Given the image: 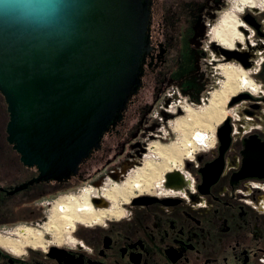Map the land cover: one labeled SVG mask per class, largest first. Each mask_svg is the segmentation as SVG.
Returning <instances> with one entry per match:
<instances>
[{
  "label": "flooded vegetation",
  "instance_id": "1",
  "mask_svg": "<svg viewBox=\"0 0 264 264\" xmlns=\"http://www.w3.org/2000/svg\"><path fill=\"white\" fill-rule=\"evenodd\" d=\"M147 6L142 85L113 118L100 149L91 153L79 174L30 184L39 171L25 166L8 141L10 116L0 92V264H264V177L240 173L246 145L264 143V0H147ZM215 23L210 50L218 61L243 68L222 67L224 91L239 92L215 135L209 139L195 133L199 148L178 167L173 162L153 191H138L107 215L66 224L65 235L47 230L55 203L77 195L76 187L91 174L86 167L101 153H116L108 164L120 159L96 178L95 187L112 179L111 172L121 180L151 151L149 142L158 129L145 118L148 101L141 92L146 85L152 95L163 82L191 95L197 79L202 91L206 88L211 78L199 59L208 56L203 44ZM225 24H234V35L223 33ZM215 28L220 38L213 34ZM222 47L232 51L228 59ZM179 62L183 71L177 73ZM231 72L238 75L230 77ZM168 174L174 180L168 181ZM90 201L95 210L112 206L102 194Z\"/></svg>",
  "mask_w": 264,
  "mask_h": 264
},
{
  "label": "water",
  "instance_id": "2",
  "mask_svg": "<svg viewBox=\"0 0 264 264\" xmlns=\"http://www.w3.org/2000/svg\"><path fill=\"white\" fill-rule=\"evenodd\" d=\"M149 17L147 0H0V92L8 141L39 171L30 184L77 175L100 149L142 85ZM244 155L241 175L264 177V143Z\"/></svg>",
  "mask_w": 264,
  "mask_h": 264
},
{
  "label": "rangeland",
  "instance_id": "3",
  "mask_svg": "<svg viewBox=\"0 0 264 264\" xmlns=\"http://www.w3.org/2000/svg\"><path fill=\"white\" fill-rule=\"evenodd\" d=\"M216 23L210 29H207L209 37H207L208 40L203 44V47L208 49V56L202 61L199 59L202 68L211 78V81L201 93L200 101L196 103L192 102L188 95H184L181 90H179V87L175 85L173 86L172 84L166 86L167 88L164 89V85L159 83L156 90L153 92V95L150 88L146 85L141 92L142 97L144 96L146 101H148L145 109V118L150 121L154 120L156 123L155 127L158 129L153 132V134H157V137L149 142L151 143V151L146 153L141 164L136 168H133V170H129L127 173L125 172V176L121 180L115 181L107 178L102 184L95 187L92 184L96 181V178L101 177L102 174L103 176L106 175L104 173H106L107 170L112 169L113 166L118 165V159H120L118 158L116 161L108 164L106 162L113 160L116 153L113 150L107 151V156H105V153H101L98 158L92 160L90 166L86 167L91 174L86 176L83 183L76 187L77 195L69 196H80L85 191L84 189H92L91 194H102V196L109 193L113 196L111 198L105 197L106 200L110 202V205L117 208L121 203L129 201V199L138 191H153L154 189L151 187L155 188L156 184L158 185L162 182L164 173L170 169L172 170L173 162L176 164V167H178L180 162L189 158L191 151L199 148L197 147L198 144L194 142L193 136L195 133L202 132L206 134L209 139L215 135L216 127L229 114V102L231 101L233 94L239 92L237 90L224 91V85L225 82H227V78L222 74V67L224 65H233L237 68L241 67L236 62L218 61L217 57L214 56V52L210 50L209 40L212 39L211 31ZM215 31L216 28L213 30V34ZM214 60H217L216 63L210 65ZM176 67L178 71L177 73L183 71L182 63H177ZM185 70H189V66H186ZM245 72L247 74L246 77H248V70H245ZM158 88H160L159 91L157 90ZM168 114H170L171 117L166 120L165 116ZM182 121H187L188 123H181ZM155 148H157V150ZM162 148H174V150L177 151H170L171 156L168 153L167 155H161L159 154V150ZM178 150L179 153L177 154L176 152H178ZM136 184H142L140 185L141 189H138ZM118 190H120V192ZM122 193L124 194L122 195ZM63 199L64 198L58 200V203L55 204L54 207L63 203ZM96 211H102V209ZM62 228L63 229L60 230L61 234H67V225L64 224ZM38 229L39 231L43 230L42 228Z\"/></svg>",
  "mask_w": 264,
  "mask_h": 264
},
{
  "label": "bare ground",
  "instance_id": "4",
  "mask_svg": "<svg viewBox=\"0 0 264 264\" xmlns=\"http://www.w3.org/2000/svg\"><path fill=\"white\" fill-rule=\"evenodd\" d=\"M225 22L227 23V21H225ZM223 33H225V35H234V33H235L234 24H232L231 26H228L227 24H225ZM216 37H219V38L221 37L220 29L216 30ZM227 47H228V45H227ZM235 75L237 76L238 72H231L230 73V77H233ZM181 123L187 124L188 122L182 121ZM155 149L157 150V148H155ZM170 151L173 152V151H177V150H174V148H165V149L162 148L159 150V154L167 155V153H168L170 155L171 154ZM176 153L178 154L179 150ZM172 154H174V153H172ZM140 185H142V184H136L138 189H141ZM91 191H92V189L85 190L82 193V197L80 199H75L71 196L65 197L63 199V203L58 204V206L54 207L53 212H52V218H51L52 220H51L50 224L47 226V230L53 229V230L60 231L61 229H63L62 226L64 224H73L76 220L82 221L86 217H90L92 219V218H96L97 216L107 215L106 213H112V211H114L112 209L115 208V206H112L109 209H102V211H96L93 208L91 201H90L91 197L96 195V194H91ZM115 191H116V189H115ZM118 191L120 192V190H118ZM119 192H118V194H119ZM115 194H116V192H115ZM123 194L124 193H122V195ZM112 196H113L112 194L106 193L104 197L111 198ZM75 202H77V203H75ZM57 203L58 202H56L55 204H57ZM79 219H82V220H79ZM30 234L36 235L33 231H31ZM30 234H29V236H30ZM29 236H26V237H29Z\"/></svg>",
  "mask_w": 264,
  "mask_h": 264
},
{
  "label": "trees",
  "instance_id": "5",
  "mask_svg": "<svg viewBox=\"0 0 264 264\" xmlns=\"http://www.w3.org/2000/svg\"><path fill=\"white\" fill-rule=\"evenodd\" d=\"M162 84L164 85V87H163L164 89L167 88L166 86L170 85V84L165 83V82H163ZM177 85L182 86L180 83H178ZM159 89L160 88H158L157 90L159 91ZM202 89H203L202 83H200V79H197L196 89L192 92V95L188 91H185V90H181V92L184 95H188L190 97L191 101L196 103V102L200 101Z\"/></svg>",
  "mask_w": 264,
  "mask_h": 264
},
{
  "label": "built area",
  "instance_id": "6",
  "mask_svg": "<svg viewBox=\"0 0 264 264\" xmlns=\"http://www.w3.org/2000/svg\"><path fill=\"white\" fill-rule=\"evenodd\" d=\"M173 94H174V92H173ZM84 190H86V189H84ZM71 195V194H70ZM69 195H67V196H65V197H68ZM78 197V196H77Z\"/></svg>",
  "mask_w": 264,
  "mask_h": 264
}]
</instances>
